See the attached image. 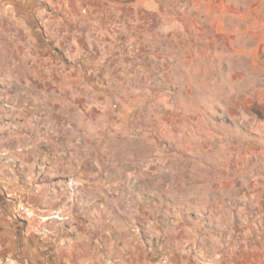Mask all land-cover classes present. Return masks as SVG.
Masks as SVG:
<instances>
[{
	"label": "rangeland",
	"instance_id": "obj_1",
	"mask_svg": "<svg viewBox=\"0 0 264 264\" xmlns=\"http://www.w3.org/2000/svg\"><path fill=\"white\" fill-rule=\"evenodd\" d=\"M75 19L90 31L61 47ZM68 70L92 78L70 86ZM23 102L89 106L95 134L120 139L158 212L159 236L133 224L152 264L182 249L185 264H264V0H0V109Z\"/></svg>",
	"mask_w": 264,
	"mask_h": 264
},
{
	"label": "crops",
	"instance_id": "obj_2",
	"mask_svg": "<svg viewBox=\"0 0 264 264\" xmlns=\"http://www.w3.org/2000/svg\"><path fill=\"white\" fill-rule=\"evenodd\" d=\"M63 10L70 15L66 7ZM75 22L70 30L66 25L59 27L61 47H67L63 40L68 37V47L73 46L80 29L89 33L87 22ZM89 37L81 46L85 52L91 49ZM56 76L76 81L70 86L92 78L79 70ZM88 112L89 106L63 102L47 106L23 102L11 113L0 109V262L152 264L157 258L159 247L151 246L148 235L135 232L133 224L146 223L154 233L158 212L130 182L138 170L128 169L125 154L114 151L112 144L120 139L104 131L95 134V128L104 125L87 118ZM74 113L86 118H73ZM54 114L55 120L50 118ZM19 205L32 211L30 220L15 217ZM55 213L60 219L44 221ZM41 225L50 227L47 237L35 235ZM155 232L160 235L159 230ZM178 252L177 263L172 254L173 264H185L186 251ZM206 256L210 260L215 255Z\"/></svg>",
	"mask_w": 264,
	"mask_h": 264
},
{
	"label": "built area",
	"instance_id": "obj_3",
	"mask_svg": "<svg viewBox=\"0 0 264 264\" xmlns=\"http://www.w3.org/2000/svg\"><path fill=\"white\" fill-rule=\"evenodd\" d=\"M42 2L52 1V0H40ZM75 182L71 181L70 184L73 185ZM15 217L21 220H30L33 217L32 211L26 205H19L15 211ZM50 218L60 219L57 213L52 214L50 217L44 218V221H48ZM35 235L39 237H47L50 234V227L48 225H41L34 230ZM1 264V262H0ZM155 264H169L166 258H161L157 260Z\"/></svg>",
	"mask_w": 264,
	"mask_h": 264
}]
</instances>
